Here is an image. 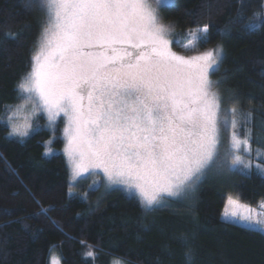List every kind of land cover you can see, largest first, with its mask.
Segmentation results:
<instances>
[{
  "label": "snow or ice",
  "instance_id": "snow-or-ice-1",
  "mask_svg": "<svg viewBox=\"0 0 264 264\" xmlns=\"http://www.w3.org/2000/svg\"><path fill=\"white\" fill-rule=\"evenodd\" d=\"M35 3L45 23L31 71L17 86L22 102L4 106L10 136L27 137L39 112L47 114L54 130L62 116L73 180L102 172L108 186L135 192L148 213L192 200L213 172L248 176L255 168L264 175V151L253 148L252 114L240 113L245 133L238 135L237 108L222 110L219 82L211 79L223 49L194 55L173 50L174 44L186 50H195L198 40L207 44L209 25L188 31L190 40L182 44L171 38L178 25H166L153 0ZM262 14L264 9L254 17ZM259 27L246 25L252 32ZM222 126L230 130L227 147L222 146ZM254 159L259 161L255 165ZM262 215L231 195L223 209L226 222L249 230L260 225L264 231ZM182 243L190 246L187 235ZM88 248L86 256L95 257ZM50 264L61 260L52 254Z\"/></svg>",
  "mask_w": 264,
  "mask_h": 264
},
{
  "label": "trees",
  "instance_id": "trees-1",
  "mask_svg": "<svg viewBox=\"0 0 264 264\" xmlns=\"http://www.w3.org/2000/svg\"><path fill=\"white\" fill-rule=\"evenodd\" d=\"M262 9L264 0H175L160 16L178 25L173 37L182 44L188 31L210 26L207 44L196 47L222 46L212 77L223 102L237 108V133H245L240 113H251L253 148L264 151V14L254 17ZM44 14L35 0H0V264H50L53 252L62 264H264V232L223 218L230 188L248 206L264 201V175L255 168L248 176L232 173L229 186L204 182L192 200L148 213L119 189L100 203L93 202L97 190L86 198L71 192L65 156L46 154L48 130L24 140L9 136L4 106L22 100L17 86L31 70ZM249 22L261 27L249 31ZM62 145L58 132L54 148ZM88 246L95 257L86 256Z\"/></svg>",
  "mask_w": 264,
  "mask_h": 264
},
{
  "label": "rangeland",
  "instance_id": "rangeland-1",
  "mask_svg": "<svg viewBox=\"0 0 264 264\" xmlns=\"http://www.w3.org/2000/svg\"><path fill=\"white\" fill-rule=\"evenodd\" d=\"M175 2V0H171V4L170 5H173ZM170 5H167V4H160L159 6H157L153 0V6L154 7H158V11H159V14H160V8L162 6H170ZM44 17H45V14H44ZM166 25H173L172 23L170 22H165L163 21ZM195 31V30H194ZM40 37V35H39ZM38 37V39H39ZM171 38L174 40V37H173V30L171 32ZM199 41V40H198ZM198 41L196 42V46H197V43ZM37 42L35 43L34 47L32 48V53L36 50L37 48ZM217 46H220L222 48V46L219 44V45H215V46H212L210 48H213L215 49ZM207 49V48H206ZM206 49H203V50H206ZM173 50L174 51H177L178 53L180 54H183V55H194V54H197V52L199 51H203V50H199L197 47L195 50H186L185 48H182V47H175V45L173 46ZM31 53V55H32ZM223 55V53H222ZM31 67H32V62H31ZM31 71V70H30ZM29 71V72H30ZM28 72V73H29ZM211 79L213 81H216L212 75H211ZM220 95H221V92L219 91ZM222 97V95H221ZM22 100L18 103H21ZM16 103V104H18ZM15 104V105H16ZM31 108V105L28 106V108L26 109V112L28 111V109ZM230 106L229 105H226L224 102H223V99H222V110L224 111H227V109H229ZM8 115H11V113L9 112ZM63 117L61 116L60 118H58V120L55 122V130L49 126V121L47 119V114L44 113V112H39L36 114V116L33 118L32 120V124H33V128L29 131V135L27 137H17V136H10L12 138H17V139H20V140H24L28 137H30L33 133L35 132H38V131H42V130H48L49 132H51V136L50 138L45 142V145H46V154L48 156H51L55 153H61L65 156L66 160H67V163L69 165V168H70V181L72 182L71 184L74 186L73 187V190L71 192H76V190H80L81 192V195H83L85 198L88 196V193L93 191V190H97V193L94 197V203H100L102 202V199L109 195L111 191H114V189H119L121 190L123 193H125L126 195L128 196H132L134 198H136L139 202H140V199L139 197L135 194V192H129L124 186L122 185H113V186H108L107 184V180L106 178L104 177V174L102 172H99L97 171L95 174L93 173H88L84 176H80L78 178H76L75 180H73L72 178V169H71V164L70 162L68 161V158H67V155L64 151V148L66 146V140L63 136V127L64 125L62 124V121H63ZM7 122V120H6ZM8 127H9V133L11 131V127L10 125L7 123ZM59 132V136L60 138L63 140V145H62V148L60 150H56L54 148V140L57 136ZM236 132H237V129H236ZM238 134V133H237ZM239 135V134H238ZM221 139H222V146L224 147H227L228 144H229V140H230V130H227L225 129L223 126L221 127ZM51 141V143L49 144L48 142ZM49 148L51 149V151H49ZM255 163H257V161H254L253 160V164L255 165ZM231 176H232V173L230 172H225V173H216V172H213V173H210L207 177H205L204 180L201 181V183L197 186V190L198 188L204 183V182H211V183H218L220 185H224V186H229L230 182H231ZM231 189V188H230ZM228 190L227 192V197L228 196H232L233 198H237L236 195H234V193L231 191V190ZM197 192V191H196ZM196 194V193H195ZM241 202V201H240ZM141 203V202H140ZM242 203V202H241ZM264 203V201H262L261 203H259L256 207L255 206H249L250 208H252L254 210V212H262L264 213V209H262L260 207V205ZM245 204V203H243ZM259 219H264V215L260 216ZM253 228H258L260 229L261 226L260 225H253ZM264 232V231H263ZM53 254H55L56 256H58V254L56 252H53ZM59 257V256H58ZM60 258V257H59ZM61 260V259H60ZM62 264V262H61ZM111 264H129L128 262H125L124 260H121V259H118V258H115L113 260V262Z\"/></svg>",
  "mask_w": 264,
  "mask_h": 264
}]
</instances>
